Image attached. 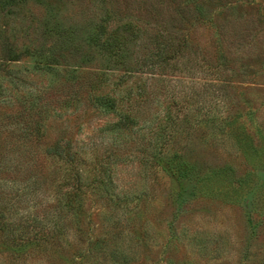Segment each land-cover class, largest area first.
Masks as SVG:
<instances>
[{
    "label": "rangeland",
    "instance_id": "obj_1",
    "mask_svg": "<svg viewBox=\"0 0 264 264\" xmlns=\"http://www.w3.org/2000/svg\"><path fill=\"white\" fill-rule=\"evenodd\" d=\"M189 6L182 32L193 47L169 63L162 62L154 45L153 18L160 9H153L146 16L151 24L140 22L147 31L141 33L139 46L132 53V77L121 85L123 94L132 89V99L138 100L139 119L132 128L119 130L112 126L119 119L116 114H99L98 106L85 98L78 102L88 91L81 84L94 79L95 71L101 67L104 69L105 53L101 48L96 49V60L91 63L82 60L81 52L67 62L61 61L67 63V68L78 67L79 72L71 74L63 68L58 77L52 73L29 74L26 82L25 68L32 62L20 60L12 64L6 77L0 78V151L8 138L21 136L17 130L12 132L18 123L30 121L41 109H49L43 143H32L33 149L42 153L57 138L71 137L82 154L91 156V161L98 155V163L92 162V167H97L96 171L103 167L105 180L113 177V182L107 185L114 188L116 198L137 204L134 221L147 246L136 264H264V216L247 213L252 210L251 195L242 204L226 201L221 195L190 198L186 195L199 186L198 172L201 175L214 172L210 183L217 187L223 179L234 180L250 171L249 160H261L259 152H242L239 137L219 133L215 124L234 120L250 130L255 142L264 136V24L260 22L264 17V0H190ZM196 7H202V12ZM27 8L31 11L7 15L1 10L0 27L11 37L18 36L21 43L42 40L46 48L54 43L61 54L86 40L104 14L102 10L91 9L87 0H49L43 6L30 2ZM161 8L165 13L166 6ZM31 13L38 18H32ZM43 20L61 28L60 34L53 32L44 37ZM247 21L255 23L254 50L244 57L232 49L234 58L230 57V65L216 68L222 26ZM69 26L81 27L71 42L69 34L63 32ZM3 46L0 38V59L4 58ZM143 61L147 65H141ZM116 72L114 69L108 73L109 81L117 78ZM66 76L72 78L66 80ZM30 86L37 87L34 90V95H40L37 103L26 99V88ZM125 105L130 103L125 100ZM40 162L42 172L49 173L44 196L21 184L24 189L13 192L11 199L5 198L9 205L16 204L17 210L11 216L15 222H32L38 217L36 222L44 224L48 199L51 203L58 201L60 191L71 185L68 186L65 177L71 181L73 177L60 172L54 162L42 157ZM85 167L86 180L91 181L94 174L100 177L87 170L92 171L91 166ZM254 170L250 178L260 181L259 173L264 176V170ZM13 185L8 183L4 191ZM182 189L184 194L180 195ZM99 196L98 191L87 189L85 204L92 208V215L86 218L88 224L85 223L84 229L95 235L106 230L103 213L109 206ZM182 197L186 199L182 201ZM258 208L264 212L263 205ZM31 226L35 228L33 223ZM32 227L28 229L31 235ZM89 235L81 241L68 240V246H60L51 239L35 241L29 254L19 262L82 264L81 254L88 248ZM9 251L0 235V260L8 257Z\"/></svg>",
    "mask_w": 264,
    "mask_h": 264
},
{
    "label": "trees",
    "instance_id": "obj_2",
    "mask_svg": "<svg viewBox=\"0 0 264 264\" xmlns=\"http://www.w3.org/2000/svg\"><path fill=\"white\" fill-rule=\"evenodd\" d=\"M87 1L91 9L102 10L104 14L100 18V22L93 28V32L87 35L86 40L75 43L72 50L66 53L61 54L58 52L57 45L55 46L54 43L46 48V46H43L42 40L21 43L18 36L13 34L11 37L3 27H0V38L4 45L2 49L4 58L0 59V75L2 74L0 78L6 77L11 71L12 64L20 60L32 62L25 68L24 82L29 80V74L52 73V75L58 77L63 68L73 74V72H79V68H67V63H61V61L67 62L71 57L81 52L84 55L82 60L85 59L84 61L91 63L96 60V49L101 48L105 53V59L102 61L104 69L101 67L100 71H95L94 79L81 84L82 87L85 84L88 91L85 97H81L78 102H82L85 98L90 104L98 106L97 111L99 114H116L119 119L112 126L118 127L119 130L132 128L138 123L139 119L138 100L132 99L134 95L132 89L126 90L123 94L121 85L132 77V53L139 46L141 33L147 31L146 26H143V24H151L149 20H146V16L151 15L153 9L155 11L160 9L158 16L153 18L156 28L153 34L156 38L154 45L158 55L162 56V62L169 63L172 58H180L185 53L190 52V47H193L189 44L188 37L183 35L182 32L183 17L190 11V0ZM30 2L42 4V6L46 3L49 4V0L48 2L45 0H0V11L4 10L6 15L17 11L28 12L31 11L27 8ZM164 6H166L165 13L161 8ZM196 10L201 13L202 7H196ZM31 17L38 18L32 13ZM263 20L264 17L260 19V22L264 24ZM140 22H143V24H140ZM43 25L42 34L44 37L51 36L53 32L60 34L61 28H57V25L52 26L49 20H43ZM36 28L35 26V30ZM79 28L81 27L69 26L63 30L71 38L68 39V42L74 41V36L78 33ZM254 30L255 23L253 21L222 26V32L220 33L222 37H220L216 51L219 62L215 67L221 68V66H224L226 68L230 65V57H233L231 54L232 49L244 54V57L251 54L255 48L253 42L255 38ZM85 42L87 45H85ZM141 65H147L146 61H143ZM232 67L234 66L232 65ZM114 69H117V78L109 81L108 73ZM81 71H84V69H81ZM69 77L72 78V76H66V80H69ZM26 89H28L26 99H33L36 103L39 102L40 95H34V90L37 87L30 86ZM38 91L41 93L39 89ZM125 100L130 105L126 106ZM74 108L77 111L78 105H75ZM48 116L49 109H41L39 114L33 116L30 121L26 120L22 124L18 123V126L15 125L17 129L12 130V132L17 130V133H20L21 136L8 138L3 151H0V235L3 237L4 244L8 245L10 249L8 257H2L0 264H20V259L29 254V249L35 241H49L51 239L60 246H68L69 241H81L82 237L89 233L88 248L81 254L82 264H136L140 259L142 249L147 246L143 234L137 232L136 222L134 221L136 219L134 214L136 211L134 210L137 204L131 205L129 201H120L116 198L118 195L114 188L107 185L113 182V177L111 176L110 180H105L104 177L106 176L103 177L102 175L105 172L104 168L98 167V171H96L97 167H92V162L98 163V155L91 161V156L82 154L78 149L74 138H57L53 144L44 147L42 153L38 150L35 151L32 143H43L42 137L45 135L47 126L45 121ZM215 128L225 136L236 134L239 137L242 152L250 150L259 152L261 160L257 162L249 160L247 164L252 167L250 171L234 180L223 179L217 187L210 183L214 180V172L204 175L198 172L196 177L199 186L197 188L193 187L186 195L188 198L195 195L201 197L221 195L225 197L224 200L239 204H242L251 195L253 198L252 210L247 211V213L254 214L256 212L258 215L262 213L261 215L264 216V212H261L258 208L260 205L264 207V176L259 173L260 181L250 178L256 172L254 169L261 168L264 170V136L261 141L255 142L250 130L234 120L226 123L217 122ZM41 157L54 162L57 167H60V172L72 176V181L69 177H65L68 186L71 185L68 189L64 190L63 188L60 191L61 195L57 197L58 201L51 203V199H48L49 202L46 203L44 209L45 219H42L44 224L40 225L36 222L38 217L34 218V221L31 220L32 222H15L11 216L12 212L15 213L17 210L14 207L16 204L9 205L8 200L5 198L11 199L13 192H18L25 187L32 188L35 194L41 195V197L44 196L43 187L47 183L49 173L42 172ZM179 160H182V158ZM85 166H91L92 171L91 168L87 170L98 173L100 177L94 174L91 181L86 180L83 174ZM225 168L223 167V169ZM25 174L28 175L23 176ZM207 182L210 183L208 190L206 187ZM8 183L14 185L4 191ZM21 184H24L25 187H21ZM89 187L98 191L99 197L106 199L109 204L105 209V213H103L106 230L100 235H95L93 231L86 232L84 229L85 223L88 224L86 218H90L92 215L90 211L92 208H87L85 204ZM184 189H182L183 192L180 195L184 194ZM182 199L184 201L186 198L182 197ZM32 223L35 228L31 226ZM30 227L34 230L32 235L28 230ZM56 253H54L55 256Z\"/></svg>",
    "mask_w": 264,
    "mask_h": 264
}]
</instances>
